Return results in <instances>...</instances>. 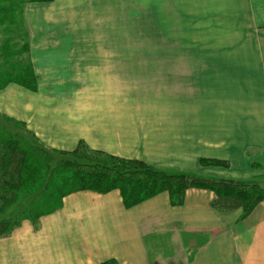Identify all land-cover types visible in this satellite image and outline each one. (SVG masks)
I'll list each match as a JSON object with an SVG mask.
<instances>
[{
  "label": "crops",
  "instance_id": "crops-1",
  "mask_svg": "<svg viewBox=\"0 0 264 264\" xmlns=\"http://www.w3.org/2000/svg\"><path fill=\"white\" fill-rule=\"evenodd\" d=\"M64 1L72 12L83 5ZM114 2L115 12L103 7L93 18L90 10V22L122 28L121 7L136 0ZM136 7L125 14L129 21L163 24L146 29L264 30V0H141ZM105 43L56 39L51 52L37 45V89L1 90L0 115L23 123L47 149L70 152L83 143L171 172L207 173L211 167L202 169L201 160L246 153L244 138L236 143L242 118L227 72L156 71L158 56L107 53ZM219 85L225 89L217 96L211 89ZM259 117L264 126V109ZM215 198L193 188L178 207L163 192L127 208L118 190L75 192L56 213L36 224L24 220L0 238V264H264V201L240 218L241 210L216 208ZM156 241L168 249L156 250Z\"/></svg>",
  "mask_w": 264,
  "mask_h": 264
},
{
  "label": "rangeland",
  "instance_id": "rangeland-1",
  "mask_svg": "<svg viewBox=\"0 0 264 264\" xmlns=\"http://www.w3.org/2000/svg\"><path fill=\"white\" fill-rule=\"evenodd\" d=\"M129 1L123 0L124 3ZM78 2L83 5L77 6L73 12L66 7V1L60 3V0L47 3L14 0L9 3L11 17L0 22V91L12 84L27 87L28 90L36 85V90L38 77L34 71L32 55L36 52V46L42 43L47 45L46 51L51 52L53 47L50 46V41L56 39L71 45L105 40L106 43L101 44V48L104 47L105 51L107 48V53L141 55L144 59L150 58L149 55H155L158 56L155 59L159 61L153 69L156 71L161 69L225 71L229 79H233L235 95L233 100L236 111L242 118V125L236 127L239 129L236 132V143L244 138L247 144L246 153L237 152L238 155L230 161H225V165L205 162L201 164L202 169L211 167V170L197 175L207 179L257 182L264 190V126L256 124V120L260 118L259 114L263 113L264 109V30L146 29L145 26L158 27L163 24L129 21L125 15L134 10L132 7L139 6L141 0H136L133 5L121 7L124 12L122 28H116L118 24L109 21L104 24H101L102 21L90 22V10L95 11L93 18L101 14L100 9L103 7L115 12L117 3L114 0ZM43 51L45 50L40 52ZM131 63L128 62L126 65L130 66ZM32 74L35 84H31ZM13 77L19 83L9 82ZM224 89L225 87L219 85L212 87L211 92L218 96ZM222 95L225 97L226 94ZM248 123L250 124L247 125ZM241 129H249L250 134H246L244 130L242 134ZM3 133L8 136L18 133L23 139L21 142L26 144L28 149H35L34 139H31L34 134L26 132L18 122L0 115V134ZM24 185L21 189H29ZM2 189L5 188L0 181V220L8 215H14L17 207L24 205L23 196L20 199L11 197L3 193ZM39 192L41 194L44 190L40 189ZM26 196L29 198V195ZM155 248L168 249L166 243L160 244L157 241Z\"/></svg>",
  "mask_w": 264,
  "mask_h": 264
},
{
  "label": "trees",
  "instance_id": "trees-1",
  "mask_svg": "<svg viewBox=\"0 0 264 264\" xmlns=\"http://www.w3.org/2000/svg\"><path fill=\"white\" fill-rule=\"evenodd\" d=\"M13 1L0 0V22L11 17L8 5ZM24 1L47 3L53 0ZM9 82L19 83L15 77ZM35 82L32 74L31 84ZM35 88L36 85L31 90ZM19 124L30 133L23 123ZM31 139H34V150L21 142L23 139L18 133L14 136L0 134V181L5 188L2 192L24 198V205L17 207L14 215L0 220L1 238L9 236L24 220L30 219L36 224L42 217L56 213L66 196L80 191L106 194L118 190L125 207L131 208L163 192H167L172 205L178 207L189 189H204L215 193L216 208L227 213L241 210V218L250 215L264 201V190L257 182L207 179L195 173L166 171L141 160L122 159L92 150L83 143L70 152L50 150L41 145L35 135ZM205 162L226 164L220 160H201L200 165ZM23 184L29 189H21ZM40 189L44 190L41 194ZM54 208L57 209L49 210ZM101 264L120 263L109 260Z\"/></svg>",
  "mask_w": 264,
  "mask_h": 264
}]
</instances>
